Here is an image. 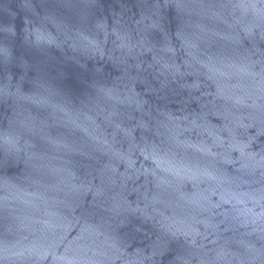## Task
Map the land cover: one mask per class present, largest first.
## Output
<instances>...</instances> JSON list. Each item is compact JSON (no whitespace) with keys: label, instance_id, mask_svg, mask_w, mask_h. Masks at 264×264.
Instances as JSON below:
<instances>
[{"label":"clouds","instance_id":"1","mask_svg":"<svg viewBox=\"0 0 264 264\" xmlns=\"http://www.w3.org/2000/svg\"><path fill=\"white\" fill-rule=\"evenodd\" d=\"M0 264H264V0H0Z\"/></svg>","mask_w":264,"mask_h":264}]
</instances>
